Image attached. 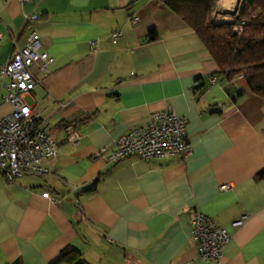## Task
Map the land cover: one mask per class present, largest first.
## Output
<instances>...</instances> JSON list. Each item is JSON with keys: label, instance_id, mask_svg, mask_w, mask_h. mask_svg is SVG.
<instances>
[{"label": "crops", "instance_id": "obj_1", "mask_svg": "<svg viewBox=\"0 0 264 264\" xmlns=\"http://www.w3.org/2000/svg\"><path fill=\"white\" fill-rule=\"evenodd\" d=\"M32 9L42 17L26 25ZM32 30L55 62L47 74L32 66L26 101L48 120L58 156L48 175L0 173V264H48L69 245L87 264H210L191 242L197 211L230 234L223 264H264V98L246 79L228 81L160 0H0V65ZM168 106L187 119L188 156H96Z\"/></svg>", "mask_w": 264, "mask_h": 264}, {"label": "built area", "instance_id": "obj_2", "mask_svg": "<svg viewBox=\"0 0 264 264\" xmlns=\"http://www.w3.org/2000/svg\"><path fill=\"white\" fill-rule=\"evenodd\" d=\"M22 5L33 4L34 0H18ZM41 12L34 9L23 12L27 25L40 20ZM134 17L132 23H137ZM244 26L238 29L241 31ZM123 36L120 29L109 35L112 43ZM3 35L0 31V44ZM94 48L95 40L88 41ZM55 59L41 50V39L36 30H32L22 47L13 39L12 51L8 59L0 65V173L9 182L25 175L44 176L51 174L57 162L58 149L49 134L50 124L41 111L32 107L26 96L33 91L37 80L32 66L47 74ZM244 77L239 75L236 78ZM212 84L217 79L211 77ZM187 119L177 115L171 106L154 111L144 124L131 127L126 133L115 139L112 147L101 149L96 156L109 163H118L130 157L142 159L164 158L169 156L186 157L192 152V146L186 131ZM68 139L77 144L78 132L69 127ZM230 185H222L227 189ZM48 197L49 193L42 194ZM245 215L232 221L233 227L242 225ZM191 242L197 257L205 263L223 264L225 249L230 234L224 227L218 226L209 216L195 212L193 217Z\"/></svg>", "mask_w": 264, "mask_h": 264}, {"label": "trees", "instance_id": "obj_3", "mask_svg": "<svg viewBox=\"0 0 264 264\" xmlns=\"http://www.w3.org/2000/svg\"><path fill=\"white\" fill-rule=\"evenodd\" d=\"M200 37L228 81L243 75L251 91L264 98V0H245L236 22L212 20L215 0H160ZM135 1H132V5ZM244 26L240 31L238 28ZM150 31L147 41L156 39ZM244 91L239 92V97ZM258 177H264V169ZM87 264L72 245L48 264Z\"/></svg>", "mask_w": 264, "mask_h": 264}, {"label": "bare ground", "instance_id": "obj_4", "mask_svg": "<svg viewBox=\"0 0 264 264\" xmlns=\"http://www.w3.org/2000/svg\"><path fill=\"white\" fill-rule=\"evenodd\" d=\"M243 0H216V9L219 11L225 22L237 17L239 13L240 6Z\"/></svg>", "mask_w": 264, "mask_h": 264}, {"label": "rangeland", "instance_id": "obj_5", "mask_svg": "<svg viewBox=\"0 0 264 264\" xmlns=\"http://www.w3.org/2000/svg\"><path fill=\"white\" fill-rule=\"evenodd\" d=\"M243 3L240 6L238 16L235 17V18L233 17V19L230 20L231 23L236 22L238 20L240 14H241V10H242ZM215 5H216V0H215V3H214L213 12H212V20L215 21V22H218V21L219 22H225V19H224L223 15L219 11H217ZM27 101L30 102L29 98H27ZM2 110L3 109H0V111H2Z\"/></svg>", "mask_w": 264, "mask_h": 264}, {"label": "water", "instance_id": "obj_6", "mask_svg": "<svg viewBox=\"0 0 264 264\" xmlns=\"http://www.w3.org/2000/svg\"><path fill=\"white\" fill-rule=\"evenodd\" d=\"M244 1H245V0H243V2H244ZM243 2H242V3H243ZM217 23H228V21H226V22H219V21H218ZM229 23H231V22H229ZM213 110H214V109H211V111H213Z\"/></svg>", "mask_w": 264, "mask_h": 264}]
</instances>
